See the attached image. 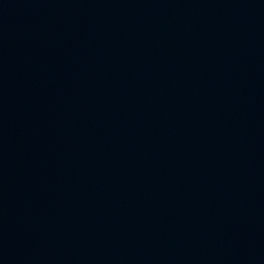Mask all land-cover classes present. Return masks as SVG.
<instances>
[{
    "label": "water",
    "instance_id": "obj_1",
    "mask_svg": "<svg viewBox=\"0 0 264 264\" xmlns=\"http://www.w3.org/2000/svg\"><path fill=\"white\" fill-rule=\"evenodd\" d=\"M0 264H264V0H0Z\"/></svg>",
    "mask_w": 264,
    "mask_h": 264
}]
</instances>
